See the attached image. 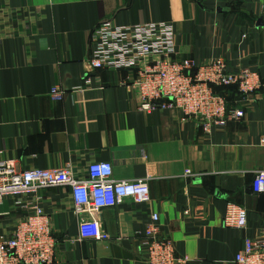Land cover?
Masks as SVG:
<instances>
[{
  "label": "crops",
  "instance_id": "obj_1",
  "mask_svg": "<svg viewBox=\"0 0 264 264\" xmlns=\"http://www.w3.org/2000/svg\"><path fill=\"white\" fill-rule=\"evenodd\" d=\"M102 22L171 24L179 58L224 59L264 80V0H0V161L19 171L70 166L77 178L107 162L115 179L150 188L149 205L127 199L104 212L106 242L78 241L69 187L43 191L55 264H149L155 213L189 264H234L245 239L264 238V194L252 190L264 171V89L247 97L229 90V112L245 116L210 135L177 109L147 114L127 87L134 73L90 71L91 33ZM54 87L62 101L51 97ZM229 203L246 210L245 230L224 227ZM24 214L5 199L0 236L10 237Z\"/></svg>",
  "mask_w": 264,
  "mask_h": 264
},
{
  "label": "built area",
  "instance_id": "obj_2",
  "mask_svg": "<svg viewBox=\"0 0 264 264\" xmlns=\"http://www.w3.org/2000/svg\"><path fill=\"white\" fill-rule=\"evenodd\" d=\"M91 72L127 71L134 77L127 84L145 113L177 109L184 121L194 119L207 135L226 127L232 120L245 116L243 110L230 111L224 96L214 87H237L243 97L264 89V80L249 69L230 70L224 59L197 63L179 58L175 29L171 24L145 23L118 26L100 23L91 33ZM101 82V79H97ZM85 79L84 87L91 86ZM64 91L54 87L51 97L62 101ZM69 187L74 215L79 219L78 241L106 242L109 234L101 218L108 209L130 199L138 205H149L151 193L147 180L119 181L113 166L107 162L89 165L84 178H77L72 167L29 169L19 171L14 161H0V204L14 200V206L25 211L10 237L0 236V264H55L57 239L51 218L41 206L42 192ZM252 190L264 194V171L255 174ZM87 215V218H80ZM223 225L245 230L246 210L236 204L226 207ZM149 264H189L187 257L177 255L172 241L162 236L159 216L152 215L145 235ZM234 264H264V238L245 239Z\"/></svg>",
  "mask_w": 264,
  "mask_h": 264
},
{
  "label": "trees",
  "instance_id": "obj_3",
  "mask_svg": "<svg viewBox=\"0 0 264 264\" xmlns=\"http://www.w3.org/2000/svg\"><path fill=\"white\" fill-rule=\"evenodd\" d=\"M231 89H233V90L237 91V93H239L237 87H214L215 92H216L217 94H220V95L224 96L225 98H226L227 93H228L229 90H231ZM239 94H240V93H239ZM241 95H242V94H241ZM226 100H227V99H226ZM228 100H229V99H228ZM228 100H227V107H228V105H229ZM228 110H229V109H228Z\"/></svg>",
  "mask_w": 264,
  "mask_h": 264
}]
</instances>
